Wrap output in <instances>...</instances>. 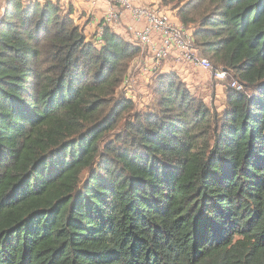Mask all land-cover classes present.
<instances>
[{
  "label": "trees",
  "instance_id": "16d2710c",
  "mask_svg": "<svg viewBox=\"0 0 264 264\" xmlns=\"http://www.w3.org/2000/svg\"><path fill=\"white\" fill-rule=\"evenodd\" d=\"M8 1L0 264H264V0H161L243 84L222 113L174 71L136 112L117 96L140 45L109 26L98 45L60 0Z\"/></svg>",
  "mask_w": 264,
  "mask_h": 264
},
{
  "label": "built area",
  "instance_id": "2783aa9c",
  "mask_svg": "<svg viewBox=\"0 0 264 264\" xmlns=\"http://www.w3.org/2000/svg\"><path fill=\"white\" fill-rule=\"evenodd\" d=\"M25 1L30 3L38 0ZM104 1L109 4V7L106 9L107 12L97 31L95 42L98 45L103 41L102 26L111 28L119 26L123 21V15L127 13L134 23L141 24L140 29L134 31V44L143 47V53L147 55L148 61L151 63L150 71L153 73L162 72L159 70L162 66L161 63L170 55H175L179 60H184L196 68L212 69L213 65L210 60L196 47L193 31L181 22L178 23L167 6H162L159 3L147 6L137 5L133 0ZM5 8H2L0 13V23ZM129 28L132 29V26ZM215 73L218 81L227 80L230 82V87L239 91L243 89V84L235 80L227 69L220 68Z\"/></svg>",
  "mask_w": 264,
  "mask_h": 264
},
{
  "label": "rangeland",
  "instance_id": "374dc122",
  "mask_svg": "<svg viewBox=\"0 0 264 264\" xmlns=\"http://www.w3.org/2000/svg\"><path fill=\"white\" fill-rule=\"evenodd\" d=\"M168 8L171 9V7ZM203 55L208 58L207 55ZM208 59L210 60V58ZM210 62L213 65L211 60ZM161 64V67L170 64V67L175 68V70L179 72V75H181L184 81L187 83L188 88L191 90L194 96L200 99H204V101L208 105L218 109L220 113L224 111V108L227 105L226 86L229 85L230 82L227 80L218 81L216 79V73L213 67L209 70L196 68L184 60H179L175 55H170L167 59L163 60ZM135 69L136 65L134 63L131 74L129 76L130 79L126 80L118 90L117 97L120 98L122 95L132 98L137 104L135 109L136 112L152 111V109H154L155 107L154 103H156L155 97L151 90L152 77H154L155 73L151 78H140L136 79L137 81H132V77L136 76L137 74V71ZM133 113L131 115H128V117L122 121L120 127L116 130L115 133H119L120 131H122L125 121L132 119Z\"/></svg>",
  "mask_w": 264,
  "mask_h": 264
},
{
  "label": "crops",
  "instance_id": "0c3cea01",
  "mask_svg": "<svg viewBox=\"0 0 264 264\" xmlns=\"http://www.w3.org/2000/svg\"><path fill=\"white\" fill-rule=\"evenodd\" d=\"M58 1V0H54ZM135 4L147 6L151 4H160L161 0H133ZM8 3V0H0V11H2V8L6 7ZM60 3L62 4V7L64 8H72L73 12H75L74 17L76 19V22L79 24H85L86 25V32L98 35V30L100 27V24L103 21V18L106 14V9L109 7V4L104 0H60ZM175 17L176 21L179 23L181 22L180 19L177 16L176 10H171L167 8ZM123 21L119 26H115L112 29L117 32L118 34H121L122 36L127 39V41L134 44L135 38H134V31L139 30L141 27V24L134 23L130 17L129 14L125 13L123 15ZM129 26H132V29L129 28ZM191 31L194 29L190 26L188 27ZM146 54H141L139 58L136 59L135 65H136V76L132 77V81H137L136 79H145V78H151L154 74L153 71H150L151 63L148 61ZM149 65V66H148ZM148 66V67H147ZM174 69V70H173ZM132 70V69H131ZM159 70H162V72H177L175 68L170 67V64H167L164 67H161ZM179 73V72H177ZM130 79V78H129ZM153 82V77H152ZM151 82V84H152ZM187 84V83H186Z\"/></svg>",
  "mask_w": 264,
  "mask_h": 264
}]
</instances>
